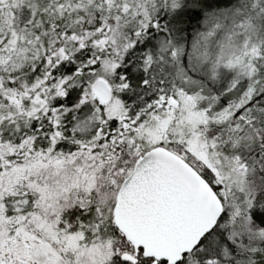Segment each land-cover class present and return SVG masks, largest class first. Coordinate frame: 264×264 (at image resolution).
<instances>
[{"label": "snow or ice", "instance_id": "obj_1", "mask_svg": "<svg viewBox=\"0 0 264 264\" xmlns=\"http://www.w3.org/2000/svg\"><path fill=\"white\" fill-rule=\"evenodd\" d=\"M0 264H264V0H0Z\"/></svg>", "mask_w": 264, "mask_h": 264}]
</instances>
